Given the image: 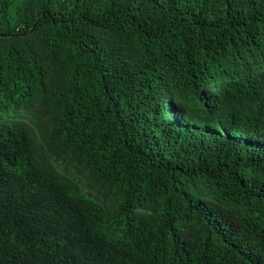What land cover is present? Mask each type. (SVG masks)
Segmentation results:
<instances>
[{"label": "trees", "instance_id": "1", "mask_svg": "<svg viewBox=\"0 0 264 264\" xmlns=\"http://www.w3.org/2000/svg\"><path fill=\"white\" fill-rule=\"evenodd\" d=\"M0 264H264V0H0Z\"/></svg>", "mask_w": 264, "mask_h": 264}, {"label": "rangeland", "instance_id": "2", "mask_svg": "<svg viewBox=\"0 0 264 264\" xmlns=\"http://www.w3.org/2000/svg\"><path fill=\"white\" fill-rule=\"evenodd\" d=\"M14 119H18V120H21L23 122H25L26 124L30 125V126H34V116L32 113L30 112H17V113H14L12 114V116ZM59 169L63 172H67L69 173L70 175L76 177V178H79L80 179V182H81V186L86 189L90 194L92 195H97V193L95 192V190L93 189H90L89 188V185H88V182L87 180L80 176L79 172L73 168L72 166L70 165H64V164H59Z\"/></svg>", "mask_w": 264, "mask_h": 264}]
</instances>
